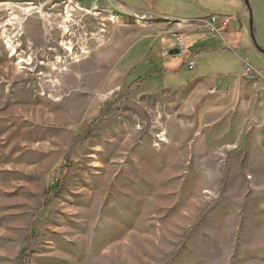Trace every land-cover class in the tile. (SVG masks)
<instances>
[{
	"label": "rangeland",
	"instance_id": "374dc122",
	"mask_svg": "<svg viewBox=\"0 0 264 264\" xmlns=\"http://www.w3.org/2000/svg\"><path fill=\"white\" fill-rule=\"evenodd\" d=\"M249 1L264 49V0ZM203 10L220 12L0 0V264H264V67L240 94L132 76L163 18Z\"/></svg>",
	"mask_w": 264,
	"mask_h": 264
},
{
	"label": "crops",
	"instance_id": "0c3cea01",
	"mask_svg": "<svg viewBox=\"0 0 264 264\" xmlns=\"http://www.w3.org/2000/svg\"><path fill=\"white\" fill-rule=\"evenodd\" d=\"M216 1L217 6L215 7L211 0H200L204 7L211 6L220 12H212L211 10L205 12L203 10L202 17L198 19L207 20L212 14L226 15L231 18V23L227 27L216 32L209 29L208 20L202 24L203 22H195L194 20L190 23L185 22V18L180 20L163 18L162 20H165L162 23L164 26L162 29L163 42L156 43V55L134 67L132 76L135 78L142 77L146 79L149 85H159L163 88H183L196 81H203L214 93L232 92L240 94L241 85L247 78L245 74L246 65L250 64L253 68L264 67V54L259 51V55L253 57L258 66L253 65L248 60L249 55H253L257 49L249 31L250 16L244 0ZM255 2L258 5L254 7L257 14L261 7V1ZM119 6L136 13L139 12V10L126 7L124 4ZM142 13L151 12L144 11ZM180 36L185 44L184 49L178 47ZM173 49H180V53L171 54ZM141 52L142 49H138L136 56H140ZM187 55H190L194 60L193 69L187 66Z\"/></svg>",
	"mask_w": 264,
	"mask_h": 264
},
{
	"label": "built area",
	"instance_id": "2783aa9c",
	"mask_svg": "<svg viewBox=\"0 0 264 264\" xmlns=\"http://www.w3.org/2000/svg\"><path fill=\"white\" fill-rule=\"evenodd\" d=\"M207 20H208L207 24L209 25L208 26L209 29H211L212 31H216V32L222 31L223 28L227 27L231 23V18L229 16L219 15V14H212V15H210L209 18H207ZM207 20H202L201 22L206 23ZM185 22L190 23L191 21L185 20ZM163 40H164V38H163ZM178 47H180V49H184V47H185V44L183 42V38L181 36L178 39ZM186 63L190 69L194 68L195 63H194V60L192 59V57L190 55L186 56ZM246 69H247V71L250 72V71H252L253 67H252V65L247 64Z\"/></svg>",
	"mask_w": 264,
	"mask_h": 264
},
{
	"label": "bare ground",
	"instance_id": "6f19581e",
	"mask_svg": "<svg viewBox=\"0 0 264 264\" xmlns=\"http://www.w3.org/2000/svg\"><path fill=\"white\" fill-rule=\"evenodd\" d=\"M69 13V12H68ZM67 13V14H68ZM68 17H66L65 18V21H69L70 20V17H69V15H67ZM62 25L64 26V27H67V26H65V22H63L62 23ZM62 26V27H63ZM64 29H66V28H64ZM63 29V30H64ZM62 30V31H63ZM66 30H64L63 31V33H64V35L66 34ZM62 45L64 46V48L68 51V52H72V48H73V46H72V44L70 43V42H65L64 40L62 41ZM82 54H88L89 52H88V50L86 49V48H83L82 49ZM59 60V59H58ZM62 60V59H61ZM59 66V65H58ZM60 71V70H59ZM118 75H119V72L116 70V71H111V70H108L107 72H106V76H105V78H104V83H106V84H108L109 86H111V85H114L116 82H117V80H118ZM120 78V77H119ZM54 79V78H53ZM103 83V84H104ZM49 86V85H48ZM60 87V86H59Z\"/></svg>",
	"mask_w": 264,
	"mask_h": 264
},
{
	"label": "water",
	"instance_id": "95a60500",
	"mask_svg": "<svg viewBox=\"0 0 264 264\" xmlns=\"http://www.w3.org/2000/svg\"><path fill=\"white\" fill-rule=\"evenodd\" d=\"M244 2L246 3V7L248 9V12H249V24H250V33H251V37H252V40H253V43L255 45V48L262 52L264 54V49L259 45L258 41H257V38H256V34H255V26H254V19H253V8L250 4V1L249 0H244ZM171 54H179L180 53V49H173L171 52Z\"/></svg>",
	"mask_w": 264,
	"mask_h": 264
}]
</instances>
